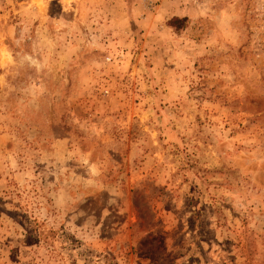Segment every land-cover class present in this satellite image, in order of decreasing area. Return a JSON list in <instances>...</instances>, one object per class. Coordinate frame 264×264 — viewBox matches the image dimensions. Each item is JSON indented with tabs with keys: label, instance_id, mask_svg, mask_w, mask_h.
Instances as JSON below:
<instances>
[{
	"label": "rangeland",
	"instance_id": "374dc122",
	"mask_svg": "<svg viewBox=\"0 0 264 264\" xmlns=\"http://www.w3.org/2000/svg\"><path fill=\"white\" fill-rule=\"evenodd\" d=\"M0 264H264V0H0Z\"/></svg>",
	"mask_w": 264,
	"mask_h": 264
},
{
	"label": "trees",
	"instance_id": "16d2710c",
	"mask_svg": "<svg viewBox=\"0 0 264 264\" xmlns=\"http://www.w3.org/2000/svg\"><path fill=\"white\" fill-rule=\"evenodd\" d=\"M181 21V19H177V18H171L168 22V26L172 27V28H177V24Z\"/></svg>",
	"mask_w": 264,
	"mask_h": 264
}]
</instances>
